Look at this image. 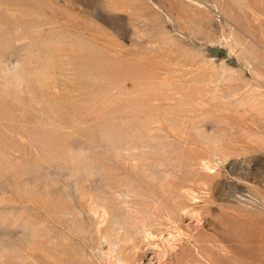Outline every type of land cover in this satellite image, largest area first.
I'll use <instances>...</instances> for the list:
<instances>
[{"label":"rangeland","instance_id":"374dc122","mask_svg":"<svg viewBox=\"0 0 264 264\" xmlns=\"http://www.w3.org/2000/svg\"><path fill=\"white\" fill-rule=\"evenodd\" d=\"M120 260L264 264V0H0V264Z\"/></svg>","mask_w":264,"mask_h":264},{"label":"bare ground","instance_id":"6f19581e","mask_svg":"<svg viewBox=\"0 0 264 264\" xmlns=\"http://www.w3.org/2000/svg\"><path fill=\"white\" fill-rule=\"evenodd\" d=\"M110 240V239H109ZM107 241V240H106ZM114 244H116V243H114ZM113 245V244H112ZM115 246V245H114ZM113 247V246H112ZM110 249V248H109ZM118 261V260H117ZM121 261V264H130V263H128V262H126V263H124L122 260H120ZM54 264V263H53ZM120 264V263H119Z\"/></svg>","mask_w":264,"mask_h":264}]
</instances>
